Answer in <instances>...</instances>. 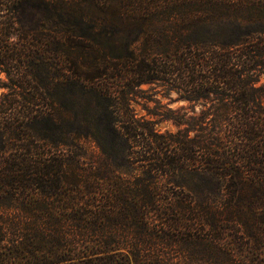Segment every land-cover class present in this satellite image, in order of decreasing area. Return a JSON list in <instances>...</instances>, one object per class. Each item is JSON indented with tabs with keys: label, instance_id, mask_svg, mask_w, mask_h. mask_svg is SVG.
Segmentation results:
<instances>
[{
	"label": "trees",
	"instance_id": "obj_1",
	"mask_svg": "<svg viewBox=\"0 0 264 264\" xmlns=\"http://www.w3.org/2000/svg\"><path fill=\"white\" fill-rule=\"evenodd\" d=\"M4 2L55 24L0 32L40 89L0 98V264H264V0ZM153 82L208 107L161 135L131 110Z\"/></svg>",
	"mask_w": 264,
	"mask_h": 264
},
{
	"label": "rangeland",
	"instance_id": "obj_2",
	"mask_svg": "<svg viewBox=\"0 0 264 264\" xmlns=\"http://www.w3.org/2000/svg\"><path fill=\"white\" fill-rule=\"evenodd\" d=\"M8 1L12 2L14 0ZM11 7H13V4L8 5L6 2L0 6V32L7 31L12 33L2 44L4 46L8 45L13 52L17 51L21 45L28 44L25 40L20 39L19 33L35 30L48 31L55 24L47 19L44 11H40L33 6L24 7L20 10L21 13L19 10L14 11ZM19 16L20 20H17ZM40 35L39 33L35 37L39 38ZM32 39L35 42L34 37ZM36 43L40 45L41 42ZM26 79L28 78L24 80L25 86H15L9 81V77L4 72H0V98L4 93L12 90L27 94L28 96L31 95V92H40L35 80L30 77L29 80ZM259 83H264V75H261ZM170 87L163 82L142 84L139 87L135 99L131 102V110L135 117L147 123V125L149 124L154 131L161 135L189 129L182 122H186L187 120L192 121V118H198L202 114L203 108L208 107H203L201 104L195 105V103L181 96L183 92H177L176 89H170ZM260 99L262 100V105H264V94ZM189 135L192 136L193 131H189ZM206 178L205 175L194 176L184 174L176 176V180L180 185L179 187L191 191L194 190V185H204L206 180H208Z\"/></svg>",
	"mask_w": 264,
	"mask_h": 264
}]
</instances>
